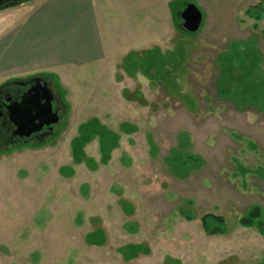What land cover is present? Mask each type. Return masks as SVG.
I'll list each match as a JSON object with an SVG mask.
<instances>
[{"label": "rangeland", "instance_id": "1", "mask_svg": "<svg viewBox=\"0 0 264 264\" xmlns=\"http://www.w3.org/2000/svg\"><path fill=\"white\" fill-rule=\"evenodd\" d=\"M249 1L171 0L168 33L131 34L100 0L106 58L29 74L0 58V85L44 77L62 106L49 137L0 151V264H264V234L238 222L258 205L264 223V0L258 20ZM19 4L0 7V42ZM181 134L203 160L184 174ZM209 212L225 233L203 231Z\"/></svg>", "mask_w": 264, "mask_h": 264}, {"label": "crops", "instance_id": "2", "mask_svg": "<svg viewBox=\"0 0 264 264\" xmlns=\"http://www.w3.org/2000/svg\"><path fill=\"white\" fill-rule=\"evenodd\" d=\"M99 1L34 0L27 9H22L26 3L20 2L12 10L13 15H9L12 17L8 19L10 23L4 25L6 30L2 31L0 58L5 66L15 73H58L65 65H85L106 58L107 46L101 41L90 17L91 5ZM170 1L115 0L116 23L123 29L122 33H168L172 26L167 9ZM257 3L261 1L250 0L239 8L245 11L246 7ZM123 18H129V22L125 20V26Z\"/></svg>", "mask_w": 264, "mask_h": 264}, {"label": "flooded vegetation", "instance_id": "3", "mask_svg": "<svg viewBox=\"0 0 264 264\" xmlns=\"http://www.w3.org/2000/svg\"><path fill=\"white\" fill-rule=\"evenodd\" d=\"M20 0H0V7L7 6ZM182 23V21H181ZM182 25V24H181ZM32 107L37 109L39 105L48 104L51 112H56L59 121L54 125H46L42 129L32 132L29 136L20 135L16 130L20 129L17 109L24 104L28 97ZM30 100V99H27ZM61 104L52 89L50 83L44 77L31 76L22 80H13L0 85V151H4L13 145L23 143H35L37 140L47 138L52 134L53 128L60 123L62 118Z\"/></svg>", "mask_w": 264, "mask_h": 264}, {"label": "trees", "instance_id": "4", "mask_svg": "<svg viewBox=\"0 0 264 264\" xmlns=\"http://www.w3.org/2000/svg\"><path fill=\"white\" fill-rule=\"evenodd\" d=\"M22 1L25 0H20L19 2ZM261 9V3H257L256 5L247 7L244 11V14L250 18L258 20L260 18ZM178 140L179 147L175 148L168 158L170 164L175 167L176 170L181 174H184L193 169H199L203 164L202 158L183 149L186 146V143L182 144V142L184 141V134H181ZM180 214L187 220H191L194 218L193 215L185 209H181ZM260 216V207L258 205H253L238 219V222L241 226L245 227L254 225L261 233L264 234V223L260 219ZM199 220L201 223V227L206 234H223L227 230L225 219L219 214H213L210 212L203 213L200 216Z\"/></svg>", "mask_w": 264, "mask_h": 264}, {"label": "water", "instance_id": "5", "mask_svg": "<svg viewBox=\"0 0 264 264\" xmlns=\"http://www.w3.org/2000/svg\"><path fill=\"white\" fill-rule=\"evenodd\" d=\"M180 17L184 31L189 33L197 32L203 19L200 9L194 3H188L182 9ZM27 99L16 111L19 120L18 123L20 124V129L16 131L20 135L29 136L32 132L40 130L46 125L54 126L59 121L58 114L56 112H51L48 104L39 105V107L35 109L30 102L33 97L31 98L29 96Z\"/></svg>", "mask_w": 264, "mask_h": 264}]
</instances>
